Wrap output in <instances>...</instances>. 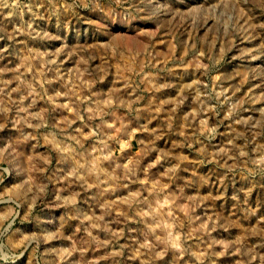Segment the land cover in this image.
Wrapping results in <instances>:
<instances>
[{
    "label": "rangeland",
    "instance_id": "rangeland-1",
    "mask_svg": "<svg viewBox=\"0 0 264 264\" xmlns=\"http://www.w3.org/2000/svg\"><path fill=\"white\" fill-rule=\"evenodd\" d=\"M0 264H264V0H0Z\"/></svg>",
    "mask_w": 264,
    "mask_h": 264
}]
</instances>
